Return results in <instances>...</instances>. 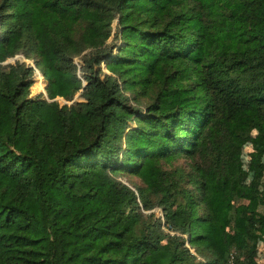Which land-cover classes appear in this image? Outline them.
<instances>
[{
  "label": "trees",
  "instance_id": "trees-1",
  "mask_svg": "<svg viewBox=\"0 0 264 264\" xmlns=\"http://www.w3.org/2000/svg\"><path fill=\"white\" fill-rule=\"evenodd\" d=\"M254 131L264 0H0V264H259Z\"/></svg>",
  "mask_w": 264,
  "mask_h": 264
},
{
  "label": "rangeland",
  "instance_id": "rangeland-1",
  "mask_svg": "<svg viewBox=\"0 0 264 264\" xmlns=\"http://www.w3.org/2000/svg\"><path fill=\"white\" fill-rule=\"evenodd\" d=\"M115 27V23L113 24ZM114 37V36H113ZM113 37L105 43V45L102 48H107L110 49L112 44H113ZM92 53L91 49H88L85 52L82 53H78L75 57V64L77 65L78 69L80 70L82 68V66L85 63L86 58H88L90 56V54ZM23 59L24 62H26V64L35 67V64L32 63V61H28L24 58H22L21 56H18L14 59H10L8 60L6 63L8 64H14L16 62V60H20ZM104 72L105 73H109L106 69V65H102ZM35 76H34V85L31 88V97H35L38 96L40 94H43L44 96H47V85L48 82L45 80L44 77H42L43 75L40 73V71H38L40 73V75L38 74L37 71H35ZM80 75V79L83 81V83L86 84L85 79H84V75L82 74V72H79ZM38 76L40 77V86L37 85V87H39V89H36V84H37V78ZM42 87V88H40ZM84 98L81 95V92H78L74 98V100L72 102H69V105H72L74 103H80V102H84ZM59 104L60 105H64L65 103L61 100H59ZM137 110H139V112L141 114L146 113L147 109H146V105L144 103H139L137 104ZM132 126H136L135 122L131 123ZM259 142H260V138L258 135L257 131H254L252 133V138L251 141L249 143H247L244 148H243V152H242V161H243V165L245 170L248 172L249 174V178H248V184H257V186L264 191V154H262L261 152H259L257 150V147L259 146ZM190 165H191V161L187 160L185 158H178L176 159L174 162H172L169 165H166V169L171 170V169H184V170H190ZM118 180L126 183V184H130V183H135L138 185H141V181L139 178L137 177H131L129 175H125V176H120L118 177ZM156 212H158V210H155ZM257 246H258V252H257V261L259 264H264V236L263 238L258 239L257 241ZM233 264H237V262L235 263L233 261Z\"/></svg>",
  "mask_w": 264,
  "mask_h": 264
},
{
  "label": "built area",
  "instance_id": "built-area-1",
  "mask_svg": "<svg viewBox=\"0 0 264 264\" xmlns=\"http://www.w3.org/2000/svg\"><path fill=\"white\" fill-rule=\"evenodd\" d=\"M104 65V64H103ZM37 71V70H36ZM38 72V71H37ZM38 74L40 75V73L38 72ZM79 75H80V73H79ZM84 85H86L85 83H84ZM59 100H61V101H63L65 104L64 105H69L70 103L68 102V101H66V100H64L63 98H56V99H54V100H50V101H56V102H58L59 103ZM63 105V106H64ZM62 106V105H61ZM231 264H233V263H231Z\"/></svg>",
  "mask_w": 264,
  "mask_h": 264
}]
</instances>
